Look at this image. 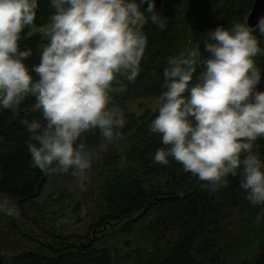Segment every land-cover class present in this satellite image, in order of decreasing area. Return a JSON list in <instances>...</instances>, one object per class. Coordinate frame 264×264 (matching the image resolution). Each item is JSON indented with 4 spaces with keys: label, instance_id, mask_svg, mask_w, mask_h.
I'll return each mask as SVG.
<instances>
[{
    "label": "clouds",
    "instance_id": "clouds-1",
    "mask_svg": "<svg viewBox=\"0 0 264 264\" xmlns=\"http://www.w3.org/2000/svg\"><path fill=\"white\" fill-rule=\"evenodd\" d=\"M47 3L39 60L29 64L33 49L20 42L36 27L40 0H0V109L18 114L33 98L42 119L21 121L32 165L83 180L92 166L86 134L99 130L106 142L120 135L124 118L109 105L141 72L144 26L151 21L164 30L167 18L156 0ZM257 32L264 37V15L255 26L217 24L203 40L207 56L197 44L169 57L150 132L163 145L154 153L156 163L174 160L209 192L238 177L245 199L264 213V153L256 144L264 140V90L258 87L264 69L256 61L264 48ZM14 211L0 198V214Z\"/></svg>",
    "mask_w": 264,
    "mask_h": 264
},
{
    "label": "trees",
    "instance_id": "trees-1",
    "mask_svg": "<svg viewBox=\"0 0 264 264\" xmlns=\"http://www.w3.org/2000/svg\"><path fill=\"white\" fill-rule=\"evenodd\" d=\"M253 0H156L157 11L167 18L166 28L149 21L144 26L148 37L141 72L126 93L114 96L109 107H124L128 101L156 99L161 93L163 70L168 58L188 47L201 46L207 30L217 24L230 27L233 22H246ZM36 28L47 22L50 13L47 0H40ZM22 33L21 48L33 49L27 63H36L41 34ZM264 48V37L254 33ZM264 67V56H257ZM199 71V69H198ZM157 100V99H156ZM35 101L27 98L21 111L0 109V195L20 202L35 198L45 188L52 173L34 167L27 152L28 133L21 121L42 119L33 111ZM138 107L139 113L125 109L123 152L110 149L100 157L102 173L98 196L103 203L99 219L94 222H120L134 213L140 221L152 219L144 234L154 236L151 251L143 264H264V215L251 205L239 187L238 177H229L227 187L209 192L204 182L183 171L182 165L170 160L168 165L154 161V153L162 147L158 134L150 132V121L157 109ZM117 137V138H118ZM85 150L105 144L99 130L85 136ZM115 140V139H114ZM257 150L264 153V140ZM87 151V150H86ZM133 221L123 225L129 231ZM50 238H53L50 236ZM70 242H68V241ZM58 238L37 242V247L0 264H112L110 249L99 246L87 236ZM158 243V244H157ZM160 245V247H159Z\"/></svg>",
    "mask_w": 264,
    "mask_h": 264
},
{
    "label": "rangeland",
    "instance_id": "rangeland-1",
    "mask_svg": "<svg viewBox=\"0 0 264 264\" xmlns=\"http://www.w3.org/2000/svg\"><path fill=\"white\" fill-rule=\"evenodd\" d=\"M35 32H39V28H30L28 34ZM156 99L133 100L124 107L111 108L124 118L125 109L127 112L139 113L138 107L145 108L141 106L143 104L155 110ZM124 145L125 139L121 136L103 145L87 148L92 166L83 180L70 173H52L45 188L31 200L20 202L0 195L15 209L12 215L0 214L2 259L9 261L16 255L34 249L40 241L87 236L95 244L110 249L112 264H143L151 251V244L158 241L154 236L147 237L144 234L148 221L150 226L152 219L140 221L141 215L134 213L131 219L124 218L120 222H94L99 219L103 208L98 196L102 173L100 157L110 149L122 153ZM129 220L134 223L129 231H125L122 227Z\"/></svg>",
    "mask_w": 264,
    "mask_h": 264
},
{
    "label": "water",
    "instance_id": "water-1",
    "mask_svg": "<svg viewBox=\"0 0 264 264\" xmlns=\"http://www.w3.org/2000/svg\"><path fill=\"white\" fill-rule=\"evenodd\" d=\"M261 13H264V0H253L251 10L246 18V22L250 26H255V24L258 22V17L261 16ZM262 69H264V67ZM258 87L264 90V74H262V81Z\"/></svg>",
    "mask_w": 264,
    "mask_h": 264
},
{
    "label": "snow or ice",
    "instance_id": "snow-or-ice-1",
    "mask_svg": "<svg viewBox=\"0 0 264 264\" xmlns=\"http://www.w3.org/2000/svg\"><path fill=\"white\" fill-rule=\"evenodd\" d=\"M261 15H264V13H261Z\"/></svg>",
    "mask_w": 264,
    "mask_h": 264
}]
</instances>
